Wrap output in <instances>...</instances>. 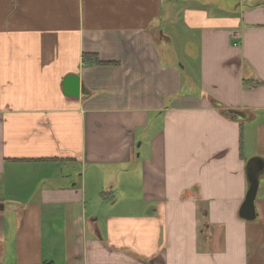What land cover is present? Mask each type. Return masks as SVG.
Segmentation results:
<instances>
[{"label":"crops","instance_id":"obj_1","mask_svg":"<svg viewBox=\"0 0 264 264\" xmlns=\"http://www.w3.org/2000/svg\"><path fill=\"white\" fill-rule=\"evenodd\" d=\"M0 264H264V0H0Z\"/></svg>","mask_w":264,"mask_h":264},{"label":"water","instance_id":"obj_2","mask_svg":"<svg viewBox=\"0 0 264 264\" xmlns=\"http://www.w3.org/2000/svg\"><path fill=\"white\" fill-rule=\"evenodd\" d=\"M66 87L65 92L69 95L79 96L84 88L80 85L78 77H68L64 81ZM263 169L262 164H256V167L250 165L248 173L249 190L246 199L240 209V217L246 221H254L256 219L255 201L260 185V171Z\"/></svg>","mask_w":264,"mask_h":264},{"label":"trees","instance_id":"obj_3","mask_svg":"<svg viewBox=\"0 0 264 264\" xmlns=\"http://www.w3.org/2000/svg\"><path fill=\"white\" fill-rule=\"evenodd\" d=\"M95 61H96V63H101L98 59H96Z\"/></svg>","mask_w":264,"mask_h":264}]
</instances>
